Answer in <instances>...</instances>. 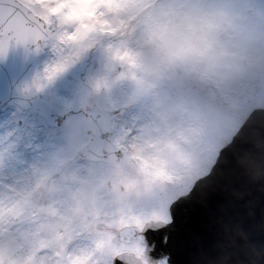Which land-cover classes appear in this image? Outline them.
Wrapping results in <instances>:
<instances>
[{"label": "snow or ice", "instance_id": "snow-or-ice-1", "mask_svg": "<svg viewBox=\"0 0 264 264\" xmlns=\"http://www.w3.org/2000/svg\"><path fill=\"white\" fill-rule=\"evenodd\" d=\"M257 119L264 0H0V264H186Z\"/></svg>", "mask_w": 264, "mask_h": 264}, {"label": "water", "instance_id": "water-1", "mask_svg": "<svg viewBox=\"0 0 264 264\" xmlns=\"http://www.w3.org/2000/svg\"><path fill=\"white\" fill-rule=\"evenodd\" d=\"M243 140L249 146L244 159L254 160L252 166L236 174L222 161L223 167L193 194L194 213L185 216L192 225L190 251L181 257L186 264H264V120L257 119ZM237 205L253 240L249 244L245 239L243 262L227 252L235 237L244 238L241 225H225Z\"/></svg>", "mask_w": 264, "mask_h": 264}, {"label": "rangeland", "instance_id": "rangeland-1", "mask_svg": "<svg viewBox=\"0 0 264 264\" xmlns=\"http://www.w3.org/2000/svg\"><path fill=\"white\" fill-rule=\"evenodd\" d=\"M7 153H8V148L3 149V152L0 153V157H2L3 155H7ZM0 162H2V159H0Z\"/></svg>", "mask_w": 264, "mask_h": 264}]
</instances>
